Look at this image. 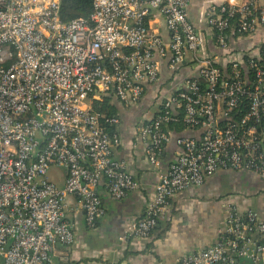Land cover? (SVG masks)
<instances>
[{"label":"built area","instance_id":"2783aa9c","mask_svg":"<svg viewBox=\"0 0 264 264\" xmlns=\"http://www.w3.org/2000/svg\"><path fill=\"white\" fill-rule=\"evenodd\" d=\"M189 1L92 0L88 19L63 21L60 0H0V264H69L67 198L93 228L105 211L99 184L114 201L138 188L112 157L120 117L103 119L94 104L131 108L151 94L137 132L156 168L174 133L167 124L185 132L115 254L150 238L173 195L220 169L264 180V49L238 43L264 30V0L211 2L198 24ZM171 264H264V219L230 208L215 243Z\"/></svg>","mask_w":264,"mask_h":264},{"label":"crops","instance_id":"0c3cea01","mask_svg":"<svg viewBox=\"0 0 264 264\" xmlns=\"http://www.w3.org/2000/svg\"><path fill=\"white\" fill-rule=\"evenodd\" d=\"M220 0H190L188 16L198 24L202 10L211 2ZM162 31L165 32L163 26ZM241 46L257 47L264 45V30L256 32L252 39L240 40ZM248 55H257V49L251 48ZM224 58L219 57L218 64L224 66ZM165 68V66L163 67ZM151 94L130 109L119 107L120 123L116 126L121 143L114 148L112 157L122 161L125 170L130 172L139 185L130 190L125 198L114 201L104 191L102 184L98 192L104 207V214L95 224L100 237H105L103 258L120 257L129 264H155L156 262L171 264L176 256L185 252L195 251L211 245L218 239L219 231L224 226L225 218L230 208L239 212L252 209L264 219V180L251 172H238L220 169L205 178L200 186H188L173 195L164 214L158 220L150 238L130 241L126 245L130 252L124 250L115 254L117 236L128 222L140 217L146 202L154 192L158 175L167 170L168 164L176 157L179 147L175 143L176 134L172 133L170 141L164 147L160 156V166H152L146 156L149 137L141 138L137 129L144 120L138 118L131 121L134 114H141L142 105L149 101ZM145 110V109H144ZM63 172L54 180L58 185L63 183ZM67 214L75 222V229L82 235L86 234L83 227V211L74 196L67 198ZM73 261L78 264L77 255L73 250ZM104 264L103 261H99Z\"/></svg>","mask_w":264,"mask_h":264},{"label":"rangeland","instance_id":"374dc122","mask_svg":"<svg viewBox=\"0 0 264 264\" xmlns=\"http://www.w3.org/2000/svg\"><path fill=\"white\" fill-rule=\"evenodd\" d=\"M151 103L146 100L145 103L142 105L143 110L141 114L131 116L130 120L133 121L138 118L139 120H145L146 113L149 110H144L150 107ZM130 109V108H126ZM51 178H53V174H50ZM261 194L264 195V191H261ZM83 227L86 230V234L82 235L78 232V229H75V242L72 246V249L75 250L77 255L78 264H100L99 261L103 260V253L105 252L104 242L105 237H100L97 227L87 228L83 223ZM124 252L128 254L130 252V248L124 249ZM75 264V263H73Z\"/></svg>","mask_w":264,"mask_h":264},{"label":"trees","instance_id":"16d2710c","mask_svg":"<svg viewBox=\"0 0 264 264\" xmlns=\"http://www.w3.org/2000/svg\"><path fill=\"white\" fill-rule=\"evenodd\" d=\"M60 7L61 19L63 21H69L75 17L88 19L92 12V0H60ZM260 48L261 50L264 49V45L260 46ZM244 58L246 60L250 59L249 56H245ZM94 109L103 114V119L114 115L120 117L119 107L115 102H106L100 105L94 104ZM167 128L174 131L175 134L185 133L184 126L179 120L169 122ZM110 131H116V127L110 128ZM119 259L121 258L119 257Z\"/></svg>","mask_w":264,"mask_h":264},{"label":"water","instance_id":"95a60500","mask_svg":"<svg viewBox=\"0 0 264 264\" xmlns=\"http://www.w3.org/2000/svg\"><path fill=\"white\" fill-rule=\"evenodd\" d=\"M124 263H126V261H124Z\"/></svg>","mask_w":264,"mask_h":264}]
</instances>
